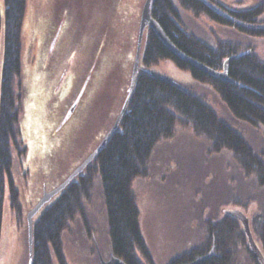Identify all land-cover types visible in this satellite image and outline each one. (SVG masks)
<instances>
[{
	"label": "rangeland",
	"instance_id": "obj_1",
	"mask_svg": "<svg viewBox=\"0 0 264 264\" xmlns=\"http://www.w3.org/2000/svg\"><path fill=\"white\" fill-rule=\"evenodd\" d=\"M144 1L26 0L21 30L22 99L16 131L27 155L12 152L11 177L19 192L20 215L11 213L6 200L0 264H27L26 214L43 191L56 188L79 166L113 124L126 96ZM216 1L232 9L264 6V0ZM176 8L183 27L194 37L213 47L217 42L235 43L243 50L251 46L254 56L264 61V38L247 37ZM3 16L0 0V73ZM260 21L264 25V14ZM150 70L202 99L264 162V130L235 119L210 86L198 83L170 60ZM86 75L89 81L72 116L60 125ZM131 188L152 264H168L199 248L207 240V227L226 211H241L248 218L254 241L259 240L264 186L254 175H246L229 151L215 153L205 137L180 123L169 138L155 144L145 176L135 178ZM83 208L84 214L69 221L62 233L64 264H100L98 252L105 261L110 257L98 178L93 180ZM242 236L234 242L230 264H254L244 232Z\"/></svg>",
	"mask_w": 264,
	"mask_h": 264
},
{
	"label": "trees",
	"instance_id": "obj_2",
	"mask_svg": "<svg viewBox=\"0 0 264 264\" xmlns=\"http://www.w3.org/2000/svg\"><path fill=\"white\" fill-rule=\"evenodd\" d=\"M3 43L0 73V235L4 203L11 213L20 215L19 192L14 187L11 171L13 150L26 156L20 147L18 104L22 99L21 34L26 0H2ZM176 5L195 17H205L219 26L232 28L252 38H264L262 4L247 9H232L216 0H151V17L171 43L185 55L214 71L240 52L249 54L231 61L227 76L233 83L221 82L175 58L156 33L147 28L140 51V72L117 130L83 173L73 180L34 220L32 228L31 264H64L61 236L67 223L83 213L93 180L99 179L104 205L110 254L125 264H152L139 226V211L131 184L146 174V164L155 144L169 138L175 124L190 128L205 137L213 151H229L246 175H254L264 186V162L255 154L244 137L220 120L215 112L187 88H178L157 80L145 72L161 61L170 60L188 72L198 83L210 86L230 114L253 128L264 130V61L252 53V47L217 42L213 47L188 33L183 27ZM223 215V214H222ZM258 241L264 257V205L258 216ZM207 240L199 248L177 256L168 264H186L205 255L213 247L214 255L201 264H230L234 242L242 240L240 223L223 215L207 227ZM249 254L254 264H259ZM142 258H141V257Z\"/></svg>",
	"mask_w": 264,
	"mask_h": 264
},
{
	"label": "water",
	"instance_id": "obj_3",
	"mask_svg": "<svg viewBox=\"0 0 264 264\" xmlns=\"http://www.w3.org/2000/svg\"><path fill=\"white\" fill-rule=\"evenodd\" d=\"M150 8H151V0H145L144 4L142 6L141 12H140V18H139V25H138V32H137V40H136V49H135V55H134V61L132 65V70H131V75H130V80L128 84V88L126 90V96L122 102V105L117 113V116L111 125V127L108 129L102 140L99 142V144L96 146V148L77 166L72 173L69 174V176L56 188L46 192L43 191V194L41 198L38 200V202L35 204V206L26 214V225H27V248H28V262L27 264H31L32 261V228H33V218L39 213L41 208L49 203L56 195H58L61 191H63L71 182L72 180L79 176L82 171L86 168L87 165L90 164V162L96 157L98 152L104 147L110 136L117 130L120 120L126 110L128 101L130 99L131 93L133 91V87L137 78V75L140 72V67H139V62H140V48L142 45V40H143V35L144 32L147 28L152 29L160 41L163 43V45L168 49V51L178 60L181 62L187 64L188 66L197 69L201 71L202 73L215 78L221 82L225 83H233L227 76V70H228V65L231 61L238 59L242 56L248 55L249 50L243 51L238 53L237 55H234L232 57L227 58L222 65V70L221 71H214L207 66L201 64L200 62L194 60L193 58L185 55L183 52H181L179 49H177L171 41L168 39V37L165 35V33L162 31L160 26L156 23V21L151 17L150 14ZM147 74H149L151 77L166 82L169 85L182 88L181 85L178 83L155 75L153 74L150 70H145ZM89 78V77H88ZM87 81L84 83L82 86L79 94L75 98L73 104L70 106L68 109L67 113L65 114L62 122L60 125H63L69 117L72 115L73 111L75 110L81 95L83 94V91L86 87ZM226 214L230 216L231 218L237 220L243 227V232L247 238L248 242V248L253 256L254 259L257 260L259 264H264V257L257 247L249 229V222L248 218L239 210H231V211H226ZM214 255L213 252V247L210 248L209 252L205 255H202L193 261L186 263V264H201L206 261H208L212 256ZM99 256V261L100 264H125L123 261L120 259L114 257L113 255L110 254V257L107 261L103 260L101 255L98 252Z\"/></svg>",
	"mask_w": 264,
	"mask_h": 264
},
{
	"label": "flooded vegetation",
	"instance_id": "obj_4",
	"mask_svg": "<svg viewBox=\"0 0 264 264\" xmlns=\"http://www.w3.org/2000/svg\"><path fill=\"white\" fill-rule=\"evenodd\" d=\"M63 53V52H62ZM61 53V54H62ZM90 72V71H89ZM88 72V73H89ZM89 75H90V73H89ZM89 76L88 75H86V77H85V79L83 80V83H82V85L80 86V88H79V90H78V92H77V94L75 95V98L77 97V95L79 94V92H80V90H81V88H82V86L84 85V83L87 81V83H88V80H87V78H88ZM86 86H87V84H86ZM75 98H74V100H75ZM74 102V101H73ZM71 105V104H70ZM69 108V107H68ZM67 108V109H68Z\"/></svg>",
	"mask_w": 264,
	"mask_h": 264
},
{
	"label": "bare ground",
	"instance_id": "obj_5",
	"mask_svg": "<svg viewBox=\"0 0 264 264\" xmlns=\"http://www.w3.org/2000/svg\"><path fill=\"white\" fill-rule=\"evenodd\" d=\"M87 80L89 81V78H87ZM72 104H73V102L71 103V105H72ZM71 105H70V106H71ZM70 106H69V108H70ZM69 108H68V109H69ZM67 111H68V110H67ZM72 114H73V113H72ZM71 116H72V115H71ZM71 116H70V117H71ZM70 117H69V119H70ZM69 119H68V120H69ZM68 120H67V121H68ZM67 121H66V122H67ZM66 122H65V123H66ZM65 123H64V124H65Z\"/></svg>",
	"mask_w": 264,
	"mask_h": 264
}]
</instances>
